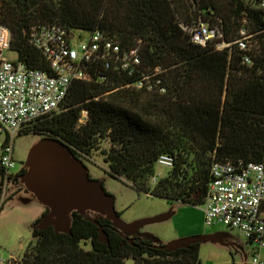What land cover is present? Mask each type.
I'll return each mask as SVG.
<instances>
[{"label":"trees","instance_id":"obj_1","mask_svg":"<svg viewBox=\"0 0 264 264\" xmlns=\"http://www.w3.org/2000/svg\"><path fill=\"white\" fill-rule=\"evenodd\" d=\"M257 2L0 0V25L11 32L16 60L28 67L51 71L30 42V25L57 22L72 31L104 30L127 49L139 45L142 69L160 66L166 87L164 93L128 88L138 74H119L98 64L93 79L74 80L58 110L28 123L19 134L58 137L86 161L101 149L114 178L155 196L203 203L214 160H264V10ZM200 19L219 24L220 41L226 43L247 27L253 34V63L242 61L243 51L235 44L218 49L216 41L194 43L184 26ZM162 153L175 156L174 166L151 183ZM26 170L17 173L16 182ZM0 171L1 177V166ZM49 210L45 206L42 216ZM98 215L95 223L73 211L71 233L37 227L40 216L20 264H126L127 258L134 264H201L200 242L173 251L156 246L151 236L123 244L112 221ZM100 226L109 243L99 239Z\"/></svg>","mask_w":264,"mask_h":264},{"label":"built area","instance_id":"obj_2","mask_svg":"<svg viewBox=\"0 0 264 264\" xmlns=\"http://www.w3.org/2000/svg\"><path fill=\"white\" fill-rule=\"evenodd\" d=\"M257 5L264 10V0H258ZM184 29L196 44L216 41L218 49L235 44L243 51L242 61L253 63V34L247 27L241 28L240 36L231 43L220 41L223 31L219 24L203 19ZM75 36V31L57 22L35 21L30 25V42L48 60L51 68L48 72L10 59L5 51L11 50V32L0 25V134H5L0 142V202L6 200L16 182V134L28 123L58 110L73 81L93 79L92 69L96 65L119 74H138L134 82L125 85L128 88L166 91L159 77L160 66L142 69L139 45L124 48L116 35L101 29L91 31L86 41L74 42ZM86 117L84 111L81 120ZM157 162L172 168L175 156L162 153ZM160 178L156 174L151 182ZM203 210L206 224H224L239 230L252 246L250 263L264 264V160L247 163L214 160Z\"/></svg>","mask_w":264,"mask_h":264},{"label":"rangeland","instance_id":"obj_3","mask_svg":"<svg viewBox=\"0 0 264 264\" xmlns=\"http://www.w3.org/2000/svg\"><path fill=\"white\" fill-rule=\"evenodd\" d=\"M75 34L74 42L86 41L90 37V32L86 30H75ZM5 53L10 59H17L15 51L8 49ZM4 139L5 134H0V142ZM40 139L41 136L36 133L16 134L14 151L18 172L31 147ZM87 164L90 174L102 180L105 189L114 196L116 210L124 221L130 223L168 215L162 220L141 226L144 232L151 234L155 244H166L191 235L219 233L218 239L200 242L201 264H250L252 246L245 236L239 230L224 224H206L203 203L194 205L155 196L134 187L124 178H114L107 171L101 149L89 156ZM155 169L156 174L162 177L167 175L171 168L156 163ZM14 183L4 204L0 205V264H12V258L16 259L14 264H20L33 239V224L45 210V205L32 192L28 189L29 192H25L18 186H21V181ZM26 199L28 201H25ZM126 264H134V259L127 258Z\"/></svg>","mask_w":264,"mask_h":264},{"label":"water","instance_id":"obj_4","mask_svg":"<svg viewBox=\"0 0 264 264\" xmlns=\"http://www.w3.org/2000/svg\"><path fill=\"white\" fill-rule=\"evenodd\" d=\"M24 166L27 170L20 178L21 183L50 209L39 220V228L53 226L57 232L71 233V213H86L91 210L108 217L116 231L131 242L132 238L126 234L130 227L138 229L146 223L168 217L158 215L130 223L124 221L116 210L114 196L105 189L103 181L92 178L84 161L74 153L69 144L58 137L46 136L37 141L31 147ZM91 220L98 223L94 218ZM137 233L151 236L147 232ZM218 235L219 233L191 235L155 245L173 251L194 242L218 239ZM99 239L109 243L102 226L99 227ZM15 262L16 259L12 258L11 263Z\"/></svg>","mask_w":264,"mask_h":264},{"label":"flooded vegetation","instance_id":"obj_5","mask_svg":"<svg viewBox=\"0 0 264 264\" xmlns=\"http://www.w3.org/2000/svg\"><path fill=\"white\" fill-rule=\"evenodd\" d=\"M78 157H79V156H78ZM79 158L82 159V160L84 161V163L88 166L87 161H86L84 158H82V157H79ZM23 164H24V163H23ZM23 164L20 166L19 171L24 167ZM88 168H89V166H88ZM89 173H90V170H89ZM0 174H1V171H0ZM90 176H91L92 178H94L91 174H90ZM14 184H15V183H14ZM18 186H19L20 188L22 187V190H24L25 192H29L25 186H22V185H21V186L18 185ZM12 187H13V186H12ZM82 214H84V215H88L89 218H94V219H96V218L99 217V215H98L97 212H94V211H91V210H88V211H86V213H82ZM143 230H144V229H143L142 227H140V228H138V229L130 227L129 230H128V232H126V234L128 235V237H131V238H132V241L130 242L129 240H127V239H125L124 237H122V238H123V244H126V243L135 244L136 242L141 241L140 238H143V237H145L146 235H142V234L140 235V234L137 233V232H144ZM116 232H117V231H116ZM134 232H136V233H134ZM117 233H119V232H117ZM119 235L122 236L120 233H119Z\"/></svg>","mask_w":264,"mask_h":264},{"label":"crops","instance_id":"obj_6","mask_svg":"<svg viewBox=\"0 0 264 264\" xmlns=\"http://www.w3.org/2000/svg\"><path fill=\"white\" fill-rule=\"evenodd\" d=\"M250 257H251V255H250ZM249 263H250V259H249ZM251 264V263H250Z\"/></svg>","mask_w":264,"mask_h":264}]
</instances>
